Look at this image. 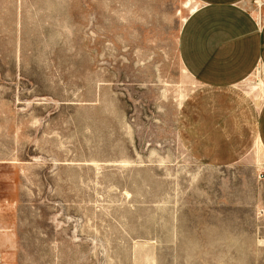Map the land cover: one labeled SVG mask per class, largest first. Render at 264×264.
I'll use <instances>...</instances> for the list:
<instances>
[{
  "label": "rangeland",
  "instance_id": "obj_1",
  "mask_svg": "<svg viewBox=\"0 0 264 264\" xmlns=\"http://www.w3.org/2000/svg\"><path fill=\"white\" fill-rule=\"evenodd\" d=\"M197 6L0 0V264H264V70L200 83Z\"/></svg>",
  "mask_w": 264,
  "mask_h": 264
},
{
  "label": "crops",
  "instance_id": "obj_2",
  "mask_svg": "<svg viewBox=\"0 0 264 264\" xmlns=\"http://www.w3.org/2000/svg\"><path fill=\"white\" fill-rule=\"evenodd\" d=\"M196 1L180 36L185 68L209 87L235 85L264 70V3L256 11L253 0ZM258 135L264 148V103Z\"/></svg>",
  "mask_w": 264,
  "mask_h": 264
},
{
  "label": "built area",
  "instance_id": "obj_3",
  "mask_svg": "<svg viewBox=\"0 0 264 264\" xmlns=\"http://www.w3.org/2000/svg\"><path fill=\"white\" fill-rule=\"evenodd\" d=\"M259 4V3H258ZM262 5L260 4L259 7H261Z\"/></svg>",
  "mask_w": 264,
  "mask_h": 264
}]
</instances>
